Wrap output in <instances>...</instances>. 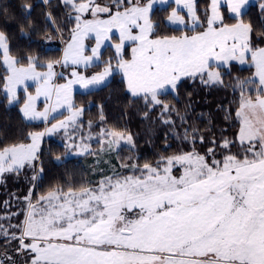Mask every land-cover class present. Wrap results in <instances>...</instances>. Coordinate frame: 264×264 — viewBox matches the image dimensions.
<instances>
[{"label":"snow or ice","instance_id":"obj_1","mask_svg":"<svg viewBox=\"0 0 264 264\" xmlns=\"http://www.w3.org/2000/svg\"><path fill=\"white\" fill-rule=\"evenodd\" d=\"M61 3L66 24L44 13L58 54L17 55L0 29V104L43 124L0 135V180L28 179L0 202V264H264V0L258 27L248 0ZM32 7L19 5L25 34ZM13 12L0 8L5 20ZM114 79L142 119L167 129L163 150L141 156L131 131L106 126L102 105L98 132L83 121L73 87L88 95ZM185 81L230 90L215 130L211 118L196 123L190 100L177 103ZM50 136L60 140L45 147ZM72 154L91 155V168L44 182L45 158Z\"/></svg>","mask_w":264,"mask_h":264},{"label":"trees","instance_id":"obj_2","mask_svg":"<svg viewBox=\"0 0 264 264\" xmlns=\"http://www.w3.org/2000/svg\"><path fill=\"white\" fill-rule=\"evenodd\" d=\"M33 7L30 10L31 18L34 21L33 30L29 34L22 33L19 29L18 19L22 10L19 5L22 0H0V8L9 7L13 9V17L5 20L0 15V29L7 32L12 50L17 55L25 54L29 50L40 52L41 55H55L58 54L56 50L59 46H53L50 41L43 40L44 34H50L53 38L59 39L54 31L55 25L51 20L45 18V11H51L56 24L64 25L67 22V17L64 13L61 0H27ZM199 2V0H198ZM248 15L252 18L254 24L259 26V0L251 3L248 7ZM255 35V33L253 34ZM42 41V43H40ZM2 70V68H0ZM235 71V68H234ZM247 67L244 66V71L241 74H246ZM229 77H225L227 81ZM191 93L189 97L187 93ZM230 90L205 88L200 83L185 81L180 90L179 105L187 104L191 101V115L201 116L196 123L203 127L204 119L211 118L214 129L215 125L222 122V113L217 111V105L226 103V95ZM75 99L77 103L84 102L86 107L83 113V121L92 120L96 127L99 123L100 105L103 107L106 126H118L126 128L133 133L136 143V149L141 156H151L156 150H163V135L167 130L159 121L155 123L151 119H142L140 111L142 110L141 102L130 100L129 95L126 94L122 86L114 79L100 91L84 95L83 92H76ZM91 98L93 103L88 105V100ZM155 116V113L151 114ZM191 118L189 123H191ZM87 124L85 123V127ZM33 127H41V124L35 122L28 124L22 120L18 107H5L0 104V135L12 137L17 134L19 130H27ZM59 141L56 137H47L44 139V146L49 144L55 145ZM173 148H175V141ZM93 164V157L91 155H74L67 158L63 163H56L54 160L45 158V172L44 182L53 179H63L65 170H72L75 172L88 171ZM0 202L1 199H0ZM2 210V209H0ZM1 244V243H0Z\"/></svg>","mask_w":264,"mask_h":264},{"label":"rangeland","instance_id":"obj_3","mask_svg":"<svg viewBox=\"0 0 264 264\" xmlns=\"http://www.w3.org/2000/svg\"><path fill=\"white\" fill-rule=\"evenodd\" d=\"M256 0H248V5L255 2ZM47 4V3H45ZM59 37V36H58ZM50 44L53 46H59L60 47V40L53 38L50 40ZM76 92H83V90L80 88L79 85H75L73 87V96H75ZM18 107V105H17ZM67 114V113H65ZM41 127H43V124H41ZM100 127V122L98 123V126L96 127V124L93 123V127L91 129L92 132H98V129ZM87 128V126H86ZM52 137V136H50ZM56 137L58 140H60L59 136H53ZM93 141L92 146L93 148H98L99 144L97 142V138L94 136L91 138ZM76 154H72L71 156H74ZM28 187V179L25 173H21L19 176L15 175H7L4 177L3 180H0V199L3 202L5 198L8 197V194L13 192V190L16 191L18 195H23ZM0 252L4 251L3 244L0 242Z\"/></svg>","mask_w":264,"mask_h":264}]
</instances>
